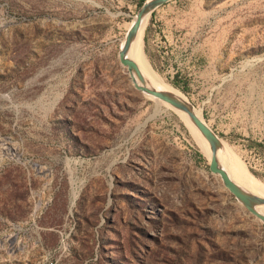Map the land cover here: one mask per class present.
<instances>
[{"label": "rangeland", "instance_id": "obj_1", "mask_svg": "<svg viewBox=\"0 0 264 264\" xmlns=\"http://www.w3.org/2000/svg\"><path fill=\"white\" fill-rule=\"evenodd\" d=\"M139 6L0 0V264H264V222L118 59ZM138 51L264 184V0H164Z\"/></svg>", "mask_w": 264, "mask_h": 264}, {"label": "water", "instance_id": "obj_2", "mask_svg": "<svg viewBox=\"0 0 264 264\" xmlns=\"http://www.w3.org/2000/svg\"><path fill=\"white\" fill-rule=\"evenodd\" d=\"M164 0H143L140 4L137 12L135 13V19L131 21L130 25L127 27L122 44L119 46L117 55L119 61L126 67L133 85L149 94L155 98L161 99L169 104L176 110L182 111L186 118L193 124V126L199 131L204 140L206 141L209 149V169L218 174L221 179L222 184L232 193V195L251 213L258 217L264 222V214L256 210L255 206L264 203V196L255 194L248 189L244 188L240 184L233 181L224 167L220 163V158L222 150L220 148L221 141L219 137L213 132V130L204 121L201 114H197L194 110V106L185 98H181L171 93L168 90L157 88L148 84V82L143 77L141 71L138 69L136 64L127 55V49L135 35V31L140 22V17L147 10L148 13L151 9L158 3Z\"/></svg>", "mask_w": 264, "mask_h": 264}, {"label": "bare ground", "instance_id": "obj_3", "mask_svg": "<svg viewBox=\"0 0 264 264\" xmlns=\"http://www.w3.org/2000/svg\"><path fill=\"white\" fill-rule=\"evenodd\" d=\"M147 17H148V11L146 10L142 14V16L140 17V22H139V25L137 27V30L135 31V35L133 36V39H132V41H131L128 49H127V55L136 64V66L141 71L143 77L148 82V84H151L152 86L157 87V88L168 90L171 93L175 94L176 96H179V97L185 99V96L183 94L180 95L178 92L175 91V89H172V88H169L166 86L164 87L159 82H157L155 80V78L152 76L149 69L144 64L141 56L138 55L139 46L141 45L142 31H143L144 24H145ZM133 19H135V16ZM133 19H132V21H133ZM151 97H153V96H151ZM153 98L162 101L161 99H158L155 97H153ZM162 102L166 103L165 101H162ZM167 105L170 108H172L177 114H179V116L186 122L188 127H190L192 130H194L196 139L199 142H202V145H203L204 150L207 154V157L209 158L210 149H209L206 141L202 137V135L199 133V131L193 126V124H191V122L186 118L185 114L182 111L174 109L169 104H167ZM194 110L197 114H200V111L197 107H194ZM220 148L222 150L220 163L224 167L226 172L228 173L229 177L233 181H235L236 183H238L241 186H243L244 188L248 189L249 191H251L255 194L264 196V184L262 182H260L258 179H256L254 176L249 174L244 168L235 164L234 162H232V160H230L227 156L224 155L225 149H224L223 142H221ZM255 208L258 212L264 214V203L256 205Z\"/></svg>", "mask_w": 264, "mask_h": 264}, {"label": "trees", "instance_id": "obj_4", "mask_svg": "<svg viewBox=\"0 0 264 264\" xmlns=\"http://www.w3.org/2000/svg\"><path fill=\"white\" fill-rule=\"evenodd\" d=\"M142 1H143V0H136V4H137V5H140V4L142 3ZM171 82H172L173 85H175V86H177V87H179V88H181V89H184L183 86L180 85L175 79H171ZM5 208H8V209H9L10 206H9V205H6ZM55 242H56V241L53 239V241H52V243H50V245H53V243L55 244Z\"/></svg>", "mask_w": 264, "mask_h": 264}]
</instances>
